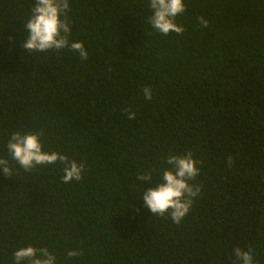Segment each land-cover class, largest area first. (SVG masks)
I'll use <instances>...</instances> for the list:
<instances>
[{
    "label": "trees",
    "instance_id": "16d2710c",
    "mask_svg": "<svg viewBox=\"0 0 264 264\" xmlns=\"http://www.w3.org/2000/svg\"><path fill=\"white\" fill-rule=\"evenodd\" d=\"M34 3L0 0V157L12 169L0 170V264L29 245L57 264H231L251 246L264 264V0H184L185 31L167 36L148 0H69V39L87 60L21 47ZM41 130L43 151L86 165L81 181L12 160L11 134ZM187 152L201 192L176 225L141 195Z\"/></svg>",
    "mask_w": 264,
    "mask_h": 264
},
{
    "label": "clouds",
    "instance_id": "9594fccd",
    "mask_svg": "<svg viewBox=\"0 0 264 264\" xmlns=\"http://www.w3.org/2000/svg\"><path fill=\"white\" fill-rule=\"evenodd\" d=\"M148 7L152 13L148 23L156 31L165 36L173 32L178 35L183 34L185 29L176 23V19L186 11L184 0H148ZM68 11H70L69 0H35L31 15L27 23H24L29 35L22 42L21 47L30 55L34 52L44 53L69 48L73 53H78L81 60H87L88 52L83 43L72 42L69 39L71 27ZM198 21L203 27H208L209 22L204 17H198ZM142 91L144 99L151 101L152 89L145 87ZM123 112L127 113L128 119H135V113L130 108L123 109ZM43 136V130L36 133H12L6 144L9 156L25 172H31L40 166L59 163L63 165L61 177L63 183L81 181L86 165L61 153L43 151L41 143ZM164 162L169 167L163 170L158 186L144 189L141 199L154 217H168L173 223L180 225L201 192L200 186L192 183L200 175V169L197 167L200 162L194 159L192 152L182 155L170 153ZM232 164L233 159L229 157V167ZM0 170L5 176L11 177L12 169L9 161L3 157H0ZM136 179L153 183L150 173L138 174ZM80 255L82 252L78 250L67 252L69 259ZM254 255L251 246H247V250L236 247L233 250L235 259L231 264H255ZM13 260L14 264H57L56 256L48 248L31 245L16 250L13 253Z\"/></svg>",
    "mask_w": 264,
    "mask_h": 264
}]
</instances>
